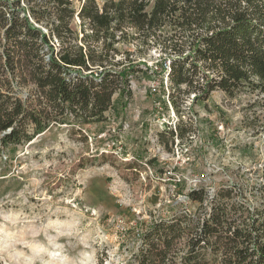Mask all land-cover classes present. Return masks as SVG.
<instances>
[{
  "label": "trees",
  "instance_id": "obj_1",
  "mask_svg": "<svg viewBox=\"0 0 264 264\" xmlns=\"http://www.w3.org/2000/svg\"><path fill=\"white\" fill-rule=\"evenodd\" d=\"M81 1L76 11L72 0H0V135L11 130L2 147L29 143L52 125L108 121L115 95L131 99L129 79L142 73L131 54L116 60L121 42L167 55L160 68L178 113L185 99L177 95H194L193 104L216 90L264 96V0ZM166 133L174 143L190 131L180 121L159 139ZM237 196L224 186L205 206L206 190L190 191L199 209L154 221L136 262L264 264V211Z\"/></svg>",
  "mask_w": 264,
  "mask_h": 264
},
{
  "label": "rangeland",
  "instance_id": "obj_2",
  "mask_svg": "<svg viewBox=\"0 0 264 264\" xmlns=\"http://www.w3.org/2000/svg\"><path fill=\"white\" fill-rule=\"evenodd\" d=\"M72 1L79 11L82 1ZM72 27L80 31L77 16ZM117 48L116 60L131 54L142 73L129 79L131 99L115 95L108 121L52 125L18 146L0 140L2 264H138L141 235L154 221L199 209L187 199L196 186L208 197L234 187L238 202L264 211V96L216 90L193 104L192 95H177L185 99L178 113L160 68L167 55ZM180 121L190 133L174 143L166 133L162 142L159 133Z\"/></svg>",
  "mask_w": 264,
  "mask_h": 264
},
{
  "label": "built area",
  "instance_id": "obj_3",
  "mask_svg": "<svg viewBox=\"0 0 264 264\" xmlns=\"http://www.w3.org/2000/svg\"><path fill=\"white\" fill-rule=\"evenodd\" d=\"M166 68H167V70L169 71L170 70V67L168 66V65H166L165 66ZM165 76H164V79H165V86H166V99H167V102H168V104H169V106L171 107V109H172V111H174V109H173V107H172V101H171V99H170V87H171V83H170V80H169V76H168V72H166L165 74H164ZM164 82V81H163ZM150 91L152 92V93H159V91H160V83H154V84H152L151 86H150ZM193 97H194V95H192ZM183 105V104H182ZM176 124L177 123H175L174 124V130L176 131ZM219 130L221 131H224L225 130V127L223 126V124L222 125H220V127H219ZM198 187L196 186V188H194V189H197ZM194 189H192V190H194ZM216 193L215 192H212L211 194H210V196L207 198V200L205 201V205H208L209 204V202L212 200V198L214 197V195H215Z\"/></svg>",
  "mask_w": 264,
  "mask_h": 264
},
{
  "label": "water",
  "instance_id": "obj_4",
  "mask_svg": "<svg viewBox=\"0 0 264 264\" xmlns=\"http://www.w3.org/2000/svg\"><path fill=\"white\" fill-rule=\"evenodd\" d=\"M11 130L9 129L8 131L4 132L3 134L0 135V140L2 138V136H4L5 134H7L8 132H10Z\"/></svg>",
  "mask_w": 264,
  "mask_h": 264
}]
</instances>
